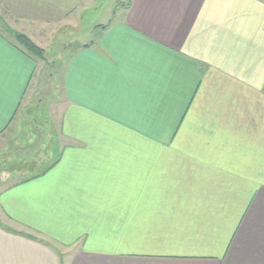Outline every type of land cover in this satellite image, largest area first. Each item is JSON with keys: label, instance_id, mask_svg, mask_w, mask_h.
Instances as JSON below:
<instances>
[{"label": "crops", "instance_id": "obj_1", "mask_svg": "<svg viewBox=\"0 0 264 264\" xmlns=\"http://www.w3.org/2000/svg\"><path fill=\"white\" fill-rule=\"evenodd\" d=\"M97 3L0 7L43 48ZM108 10L54 78L52 143L0 170V264H264V0ZM0 66L8 158L6 134L45 80L1 32Z\"/></svg>", "mask_w": 264, "mask_h": 264}, {"label": "rangeland", "instance_id": "obj_2", "mask_svg": "<svg viewBox=\"0 0 264 264\" xmlns=\"http://www.w3.org/2000/svg\"><path fill=\"white\" fill-rule=\"evenodd\" d=\"M113 1L115 2V0H98L96 11L93 14L84 13L80 16L81 23L78 27V31L65 29L66 31H64L63 33H59V35H56L52 41L50 33H47V40H49V44L44 46V49L42 48L43 55L41 57H37L38 67L36 69L35 75V77L39 78L41 82L45 80V86L41 87L38 93L39 97L37 98V100L40 101L38 103H34V106L28 108L22 119L18 117L15 118L13 122L14 124L8 130L6 137H8L7 139L10 141L8 143L12 145L11 147H13V150H11V148L8 151L9 153H11L8 154L9 156L6 155L8 156V158L0 157V170L18 168L15 163H18V165H22L24 163H27V160L30 161L29 157H26V155L31 152L34 153V149L38 152H45L48 148V145L52 143L53 137L56 134L57 123V116L55 115L56 108L53 104V101L56 100L55 88L52 84L54 82V78H56L57 71L63 65V61H65L70 55L75 42L80 41L83 37L88 35L86 33V29L88 28L89 24L93 22H101L103 19L110 16L108 14V8L111 6V3ZM82 16H84L83 20ZM2 22L4 28L2 26ZM5 29L20 32L14 19L10 17L3 8L0 7V30L3 35L11 39ZM30 40L34 42L32 39ZM51 132H53L52 136H50ZM48 133L50 135H48ZM9 137H11V139ZM28 141L30 143H33V145L30 146L31 148L25 149V146H18L19 143L23 144ZM37 147L38 149H36ZM16 148L20 150L15 151ZM12 153H22L24 155L20 159H15L13 161V158H11ZM4 159H6V161ZM10 162L15 163H11L10 165Z\"/></svg>", "mask_w": 264, "mask_h": 264}, {"label": "trees", "instance_id": "obj_3", "mask_svg": "<svg viewBox=\"0 0 264 264\" xmlns=\"http://www.w3.org/2000/svg\"><path fill=\"white\" fill-rule=\"evenodd\" d=\"M2 26L4 28L3 22ZM5 31H7V34L9 37H11L12 41L18 46H20L27 53L35 57H41L43 55V49L37 46L34 42H32L25 34L10 29H5Z\"/></svg>", "mask_w": 264, "mask_h": 264}, {"label": "snow or ice", "instance_id": "obj_4", "mask_svg": "<svg viewBox=\"0 0 264 264\" xmlns=\"http://www.w3.org/2000/svg\"><path fill=\"white\" fill-rule=\"evenodd\" d=\"M3 72H4L3 67L0 66V77L3 76ZM261 203H262V208H264V197H262ZM236 264H246V262L245 261H237Z\"/></svg>", "mask_w": 264, "mask_h": 264}]
</instances>
